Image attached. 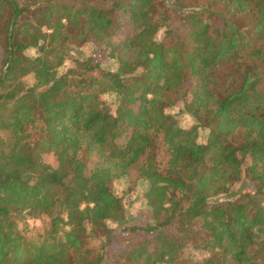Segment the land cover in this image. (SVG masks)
Instances as JSON below:
<instances>
[{"label":"trees","instance_id":"obj_1","mask_svg":"<svg viewBox=\"0 0 264 264\" xmlns=\"http://www.w3.org/2000/svg\"><path fill=\"white\" fill-rule=\"evenodd\" d=\"M0 49V264H264V0H0Z\"/></svg>","mask_w":264,"mask_h":264},{"label":"rangeland","instance_id":"obj_2","mask_svg":"<svg viewBox=\"0 0 264 264\" xmlns=\"http://www.w3.org/2000/svg\"><path fill=\"white\" fill-rule=\"evenodd\" d=\"M208 23L211 26H215L218 24V21L216 19H209ZM124 31L121 30L119 33L115 36V39H121L123 37ZM164 36V31L161 30L157 33L156 39L158 41H161ZM82 53L84 56H89L91 54V48L89 46H86L82 48ZM29 55H34V50H29L27 52ZM3 62V50L0 49V73H1V67ZM106 69L114 70L116 67V64L112 61H106L104 64ZM73 67V64L71 61H66L64 65L59 68V73L65 72L66 70ZM25 82L28 86H31L34 83V79L32 76H28L25 78ZM101 100L104 101L111 109L112 113L115 114L117 110V104H116V97L115 95H103L101 97ZM181 125L188 126L192 122L191 120L183 115L180 119ZM43 160L51 165H56V157L54 155H44ZM112 191L119 196L122 199L123 204L125 205L127 209V215L130 219V225L133 224H144L149 220L150 213L146 209L144 201L142 199V189L143 187H133L132 179H123V180H115L112 184ZM239 189V185L235 186L233 188L234 192H236ZM248 188L246 187L244 189V192L247 191ZM172 199L178 200L180 195L179 194H172ZM221 199H225V197H222ZM166 218V214L164 212H160L157 215H154L150 219V222L153 224H156L158 221L164 220ZM18 230L24 233L27 236H32L36 234H42L44 229L47 227V219L44 218H31L26 215L20 216L17 224ZM114 227V226H113ZM122 228L116 227L113 229L114 234H118ZM64 237V236H63ZM99 241H92V246H98ZM185 256L192 257L195 260H202L204 257H206V254L203 252H192L191 249H187Z\"/></svg>","mask_w":264,"mask_h":264}]
</instances>
